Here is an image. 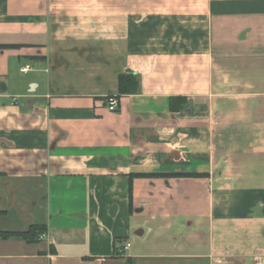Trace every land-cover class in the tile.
<instances>
[{
    "label": "crops",
    "instance_id": "crops-1",
    "mask_svg": "<svg viewBox=\"0 0 264 264\" xmlns=\"http://www.w3.org/2000/svg\"><path fill=\"white\" fill-rule=\"evenodd\" d=\"M59 3L0 0L16 45L0 48V176L17 192L0 227H47L0 238V264H264V0L177 3L191 11L164 45L101 41L99 11Z\"/></svg>",
    "mask_w": 264,
    "mask_h": 264
},
{
    "label": "rangeland",
    "instance_id": "rangeland-1",
    "mask_svg": "<svg viewBox=\"0 0 264 264\" xmlns=\"http://www.w3.org/2000/svg\"><path fill=\"white\" fill-rule=\"evenodd\" d=\"M59 11L81 13V15H91L95 11H99V40L110 42L113 33H121L126 35H134L133 38L145 41V39H153V42H162L164 44L174 42L176 37V29L181 30L182 24L174 22L177 14H188L191 8L182 7V1L187 0H59ZM117 7L115 4H118ZM130 1V5H127ZM178 1V2H177ZM80 3V4H78ZM181 3V4H177ZM118 19V20H117ZM120 20V21H119ZM119 22V23H118ZM130 22V24H129ZM90 29V24H84ZM184 27V25H183ZM112 34V35H111ZM118 36V35H117ZM172 47V46H171ZM170 47V48H171ZM175 48V45L174 47ZM70 82L75 84L82 80L79 76L71 75ZM85 81V79H84ZM83 81V82H84ZM94 82V81H93ZM107 95L105 97H111ZM100 99V98H99ZM102 99V98H101ZM100 99V100H101ZM104 99V98H103ZM106 107V100L104 101ZM116 112V111H115ZM14 184L6 177L0 176V218L4 214H9L12 209V199L17 195ZM12 188L15 190L13 191ZM36 199V194H33ZM42 196H39L40 199ZM21 201H14L13 204L19 205L23 210L27 207L30 210L28 202L32 197L28 196ZM10 216V215H9ZM9 224L11 220L6 219ZM9 221V222H8ZM31 226L13 227L14 233H23L31 231ZM4 227H0V234L6 233ZM44 234H36L35 239H40ZM2 238V237H0ZM12 238V237H9ZM7 238V239H9ZM15 239H21L14 237ZM43 238V237H41ZM24 240V239H21ZM25 241V240H24ZM14 245V244H13ZM15 247V246H13ZM16 249V247L14 248ZM12 249V250H14Z\"/></svg>",
    "mask_w": 264,
    "mask_h": 264
},
{
    "label": "trees",
    "instance_id": "trees-1",
    "mask_svg": "<svg viewBox=\"0 0 264 264\" xmlns=\"http://www.w3.org/2000/svg\"><path fill=\"white\" fill-rule=\"evenodd\" d=\"M16 45L11 46H0V48H8L15 47ZM139 82V77L133 73L122 74L119 76V94L120 95H128L133 94L137 90ZM119 98V96H117ZM108 97L104 98V101L107 100ZM185 100L182 98H173L170 102V108L172 112H177L183 106ZM47 227L45 225H33L31 226V231L23 232V233H14V232H6L0 234V237L3 239H7L9 237H19L24 239L28 243H35L38 239H35L36 234H46Z\"/></svg>",
    "mask_w": 264,
    "mask_h": 264
},
{
    "label": "built area",
    "instance_id": "built-area-1",
    "mask_svg": "<svg viewBox=\"0 0 264 264\" xmlns=\"http://www.w3.org/2000/svg\"><path fill=\"white\" fill-rule=\"evenodd\" d=\"M106 108L110 112H115L119 108V98L117 96H111L106 100ZM130 248V244L127 243L124 247L125 250H128Z\"/></svg>",
    "mask_w": 264,
    "mask_h": 264
}]
</instances>
